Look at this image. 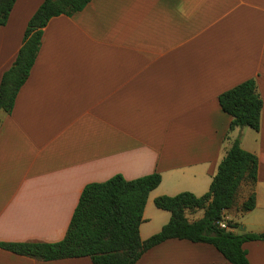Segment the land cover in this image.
I'll return each mask as SVG.
<instances>
[{
	"label": "crops",
	"instance_id": "0c3cea01",
	"mask_svg": "<svg viewBox=\"0 0 264 264\" xmlns=\"http://www.w3.org/2000/svg\"><path fill=\"white\" fill-rule=\"evenodd\" d=\"M44 0H16L0 26V84ZM255 78L261 127L237 128L219 95ZM238 135L259 159L225 212L241 230L264 232V0H91L52 17L11 112L0 110V243L58 242L84 187L116 174L161 173L140 226L143 240L171 212L161 195L206 193ZM255 192V208L241 205ZM198 211V210H197ZM197 211L189 213L196 220ZM239 229H236L237 231ZM264 264V240L244 243ZM0 264H93L89 256L41 260L0 247ZM137 264H233L213 245L170 238Z\"/></svg>",
	"mask_w": 264,
	"mask_h": 264
},
{
	"label": "trees",
	"instance_id": "16d2710c",
	"mask_svg": "<svg viewBox=\"0 0 264 264\" xmlns=\"http://www.w3.org/2000/svg\"><path fill=\"white\" fill-rule=\"evenodd\" d=\"M91 0H44L30 18L23 44L14 64L4 72L0 84V110L11 112L17 94L29 77L38 56L43 28L61 14L73 15ZM16 0H0V26L7 23ZM222 109L232 116L226 138L237 128L259 130L263 99L255 78H249L219 95ZM238 135L227 148L209 190L196 195L183 191L155 198L158 208L171 212L162 229L143 240L140 226L150 192L162 180L154 172L135 179L116 174L106 181L88 183L81 194L65 237L58 242H1L0 247L17 254L41 260L89 256L93 264H137L142 254L170 239H188L213 244L233 264H250L244 243L264 240V232L237 231L219 222L225 212L237 203L243 183L255 185L258 178V156L241 146ZM255 192L241 205L243 212L255 208ZM203 209L204 215L190 220L189 212Z\"/></svg>",
	"mask_w": 264,
	"mask_h": 264
},
{
	"label": "rangeland",
	"instance_id": "374dc122",
	"mask_svg": "<svg viewBox=\"0 0 264 264\" xmlns=\"http://www.w3.org/2000/svg\"><path fill=\"white\" fill-rule=\"evenodd\" d=\"M244 129V128H243ZM154 206H155V208H157V206H156V204H155V200L153 201V203H152ZM190 213V212H189ZM189 213H188V216H189ZM191 214V213H190ZM204 215V210L203 209H200V210H198L197 211V213L195 214V216L196 217H202ZM238 219V222H239V224H241V219H242V217H239V218H237ZM242 225V224H241ZM241 227V226H240ZM239 231H241V228L239 229Z\"/></svg>",
	"mask_w": 264,
	"mask_h": 264
},
{
	"label": "built area",
	"instance_id": "2783aa9c",
	"mask_svg": "<svg viewBox=\"0 0 264 264\" xmlns=\"http://www.w3.org/2000/svg\"><path fill=\"white\" fill-rule=\"evenodd\" d=\"M220 226L225 229H232L230 225L228 224L227 217L224 216V218L219 222Z\"/></svg>",
	"mask_w": 264,
	"mask_h": 264
}]
</instances>
